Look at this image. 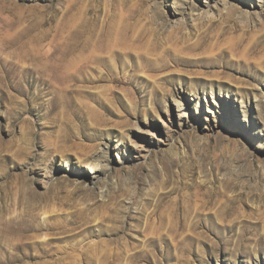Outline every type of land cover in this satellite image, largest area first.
Listing matches in <instances>:
<instances>
[{"label":"rangeland","instance_id":"obj_1","mask_svg":"<svg viewBox=\"0 0 264 264\" xmlns=\"http://www.w3.org/2000/svg\"><path fill=\"white\" fill-rule=\"evenodd\" d=\"M0 264H264V0H0Z\"/></svg>","mask_w":264,"mask_h":264},{"label":"bare ground","instance_id":"obj_2","mask_svg":"<svg viewBox=\"0 0 264 264\" xmlns=\"http://www.w3.org/2000/svg\"><path fill=\"white\" fill-rule=\"evenodd\" d=\"M183 113L181 114V117H183V116H187L186 115V111L184 112V110H181ZM162 120V119H161ZM162 122H163V125H164V127H165V132L167 133V134H170L171 133V128H172V126L171 125H169L168 124V122L166 121V120H162ZM155 135V134H154ZM138 149H140V152L141 151H143L144 149H145V147H143V146H138L137 147ZM85 166H89V167H93V168H95L94 166H92L91 164H90V162H86L85 163ZM94 178H96V177H94Z\"/></svg>","mask_w":264,"mask_h":264}]
</instances>
